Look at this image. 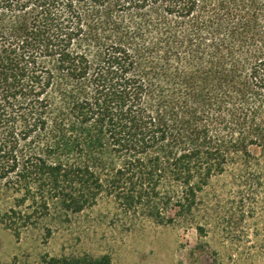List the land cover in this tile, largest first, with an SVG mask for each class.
<instances>
[{
	"label": "trees",
	"instance_id": "trees-1",
	"mask_svg": "<svg viewBox=\"0 0 264 264\" xmlns=\"http://www.w3.org/2000/svg\"><path fill=\"white\" fill-rule=\"evenodd\" d=\"M252 148L264 154V0H0V224L16 238L47 242L104 199L202 235L203 192Z\"/></svg>",
	"mask_w": 264,
	"mask_h": 264
},
{
	"label": "rangeland",
	"instance_id": "rangeland-1",
	"mask_svg": "<svg viewBox=\"0 0 264 264\" xmlns=\"http://www.w3.org/2000/svg\"><path fill=\"white\" fill-rule=\"evenodd\" d=\"M231 164L214 177L197 212L205 230L195 225H159L130 220L109 200L55 225L45 242L43 228L18 239L0 224V260L39 264L42 254H109L116 264H264V154ZM50 224V221H49Z\"/></svg>",
	"mask_w": 264,
	"mask_h": 264
}]
</instances>
